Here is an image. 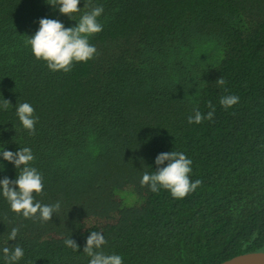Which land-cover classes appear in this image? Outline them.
Returning <instances> with one entry per match:
<instances>
[{"label": "trees", "instance_id": "trees-1", "mask_svg": "<svg viewBox=\"0 0 264 264\" xmlns=\"http://www.w3.org/2000/svg\"><path fill=\"white\" fill-rule=\"evenodd\" d=\"M96 6L103 30L89 37L93 59L68 73L36 59L26 40L41 18L74 27ZM78 7L70 18L47 0H0V151L31 148L44 184L35 199L61 205L41 222L14 213L0 194V264L3 248L17 245V264H89L83 248L92 231L123 264H217L264 251V0ZM226 95L239 102L223 108ZM209 101L214 118L189 123L195 110L210 111ZM24 102L39 118L34 134L16 115ZM170 151L190 158L191 179L202 181L183 199L140 183ZM20 171L0 155V179Z\"/></svg>", "mask_w": 264, "mask_h": 264}, {"label": "clouds", "instance_id": "clouds-1", "mask_svg": "<svg viewBox=\"0 0 264 264\" xmlns=\"http://www.w3.org/2000/svg\"><path fill=\"white\" fill-rule=\"evenodd\" d=\"M53 6L59 5V12L72 18L74 13L80 11L78 7L80 0H47ZM87 6V5H85ZM104 9L103 6H96L90 12L84 13L79 22L74 27H65L57 19L41 18L39 29L34 35L29 36L26 44L31 46L33 55L38 60L47 63V67L52 71H72L75 63L87 62L97 54V49L89 42V37L101 32L103 25L98 21ZM218 86H224L227 82L220 76L216 81ZM239 96L226 95L220 98L219 103L225 109L236 105ZM11 103L4 100L2 107L6 110ZM210 111L206 115L198 109L194 115L188 117L189 123L200 124L205 119L212 120L215 114V106L208 102ZM16 115L22 126L30 134L35 133V125L38 117L35 115L34 107L27 102L16 107ZM3 159L15 165L16 169H21L17 178L12 180L8 177L0 179V194L8 201L11 210L22 215L26 219H39L41 222L51 221L53 214L60 211L61 205L57 201L55 204H42L35 199L36 195L43 194V176L32 167L31 163L35 157L31 148L23 147L18 151H0ZM167 161L166 166L165 162ZM192 160L183 152L170 151L161 152L155 158L158 166L153 173L145 172L140 181L141 186H149L154 193L161 188L168 190L175 199H183L195 192L202 181L191 179ZM19 228H12L9 233V240H16ZM65 245L73 251H78L79 245L72 238L64 241ZM107 243L102 232L92 231L87 237L83 252L90 257L89 264H123L122 256L118 254H105L102 247ZM6 264H17L24 256V250L20 246L14 249L3 248Z\"/></svg>", "mask_w": 264, "mask_h": 264}, {"label": "water", "instance_id": "water-1", "mask_svg": "<svg viewBox=\"0 0 264 264\" xmlns=\"http://www.w3.org/2000/svg\"><path fill=\"white\" fill-rule=\"evenodd\" d=\"M217 264H264V251L238 254Z\"/></svg>", "mask_w": 264, "mask_h": 264}]
</instances>
